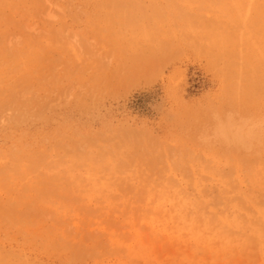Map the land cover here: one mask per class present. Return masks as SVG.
I'll use <instances>...</instances> for the list:
<instances>
[{
  "label": "rangeland",
  "instance_id": "rangeland-1",
  "mask_svg": "<svg viewBox=\"0 0 264 264\" xmlns=\"http://www.w3.org/2000/svg\"><path fill=\"white\" fill-rule=\"evenodd\" d=\"M0 264H264V0H0Z\"/></svg>",
  "mask_w": 264,
  "mask_h": 264
},
{
  "label": "bare ground",
  "instance_id": "bare-ground-1",
  "mask_svg": "<svg viewBox=\"0 0 264 264\" xmlns=\"http://www.w3.org/2000/svg\"><path fill=\"white\" fill-rule=\"evenodd\" d=\"M22 87V86H21ZM16 89V88H15ZM17 90V89H16ZM43 171V170H42ZM51 193V192H50ZM159 194V193H158ZM160 198V197H159ZM162 199V198H161ZM178 206V205H177ZM176 208H178V207H176ZM182 209H184L183 207H182ZM185 210V209H184ZM228 210V209H227ZM232 210V209H231ZM234 211H235V209H234ZM203 212V211H202ZM231 212V211H230ZM232 213V212H231ZM176 214V213H175ZM183 214V213H182ZM199 214V213H198ZM202 214V213H201ZM239 214V213H238ZM174 215V214H173ZM177 215V214H176ZM200 215V214H199ZM198 215V216H199ZM233 215V214H232ZM240 215V214H239ZM244 215H245V213H244ZM179 216V215H178ZM177 216V217H178ZM182 216V215H181ZM193 216V215H192ZM237 216V214L235 215V217ZM183 217V216H182ZM224 217V216H223ZM191 218V217H190ZM188 219H189V217H188ZM230 219V218H229ZM246 219V218H245ZM237 220V219H236ZM260 220V219H259ZM176 221H177V219H176ZM180 221V220H179ZM228 221V220H227ZM239 221V220H238ZM261 221V220H260Z\"/></svg>",
  "mask_w": 264,
  "mask_h": 264
}]
</instances>
